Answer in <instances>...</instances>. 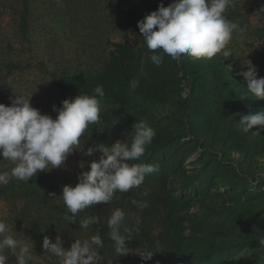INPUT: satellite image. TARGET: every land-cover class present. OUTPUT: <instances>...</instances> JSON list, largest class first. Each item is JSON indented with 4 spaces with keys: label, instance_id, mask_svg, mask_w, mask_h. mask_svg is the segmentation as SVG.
I'll return each mask as SVG.
<instances>
[{
    "label": "trees",
    "instance_id": "16d2710c",
    "mask_svg": "<svg viewBox=\"0 0 264 264\" xmlns=\"http://www.w3.org/2000/svg\"><path fill=\"white\" fill-rule=\"evenodd\" d=\"M28 3H22L23 35L28 28ZM160 3L118 0L113 16L123 35L137 37L138 21ZM150 55L144 48L115 42L99 68L53 76L51 85L66 98L93 94L97 86L103 87L100 121L85 137L90 146H107L109 138L130 141L135 121L146 120L155 137L133 163L153 164L157 171L138 188L116 193L110 204L84 210L77 223L65 218L67 209L53 172H37L28 182L11 177L0 184V199L14 206L21 202L15 221L27 222L35 238L46 236L43 224L49 221L52 239L59 235L64 244L78 233L83 218L97 215L106 223L112 208H120L127 213L126 225L139 229L133 231L124 255L134 258L135 264H228L249 248L264 252V130L257 125L244 133L238 127L249 107L264 110V99L247 93L246 81L233 68L234 56L179 60L165 56L157 67ZM17 68L9 66V70ZM256 68L258 78L264 77V54L259 55ZM241 95H247V101L240 100ZM196 153L199 156L188 174L184 164ZM134 200L147 207L141 210ZM86 230L90 237L99 231L105 264L124 257L115 252L106 224ZM36 249H41L39 242ZM144 249L156 251L151 260L142 261L137 252Z\"/></svg>",
    "mask_w": 264,
    "mask_h": 264
},
{
    "label": "clouds",
    "instance_id": "9594fccd",
    "mask_svg": "<svg viewBox=\"0 0 264 264\" xmlns=\"http://www.w3.org/2000/svg\"><path fill=\"white\" fill-rule=\"evenodd\" d=\"M230 6L231 0H172L167 7L161 2L156 11L147 14L137 25L151 53L150 61L159 67L165 56L172 60L184 56L212 59L218 54L225 59L231 57L232 51L227 46L234 33L242 29L226 15ZM244 64L247 71L238 74L246 81L247 93L256 99H264V77L258 78V69L250 61ZM30 97L15 95L10 106L0 103V160L10 162L13 165L11 177L24 182L35 177L38 171L62 167L74 150L83 149L81 137L88 138L90 128L100 121L105 91L102 86H97L93 94L79 93L75 98L64 99L61 107L53 106L57 113L55 118L32 107ZM239 99L247 101V95H241ZM257 125L264 130V110L252 111L249 107L247 114L241 115L238 127L248 133ZM131 132L130 141L128 138L124 142L117 140L111 146L95 143L83 153L93 156L99 152L100 156L90 162V170L78 174V183L74 187L64 185L62 188L59 197L67 209L65 218L69 223H77V216L91 206L110 204L116 193L138 188L148 174L158 170L153 164L133 163L145 154L155 137V130L141 119L135 121ZM253 134L258 135L259 131ZM80 167L83 169L84 165ZM8 182L9 174L0 173V184ZM133 204L141 210L147 207L146 203L135 200ZM126 218L124 210L115 208L106 223L97 215H89L79 221V226L88 229L94 224H106L107 236L113 242L115 252L124 256L129 252L127 242L133 231H139L127 226ZM139 223L137 217L136 224ZM8 231L6 222L0 220V264H8L10 253L14 254L16 264H27L30 248L20 246ZM63 243L59 235L54 241L44 236L42 247L45 252L60 258L62 264H100L98 249L103 247V241L98 230L90 239H76L67 249L62 247ZM155 252L144 249L137 253L142 261H148Z\"/></svg>",
    "mask_w": 264,
    "mask_h": 264
},
{
    "label": "rangeland",
    "instance_id": "374dc122",
    "mask_svg": "<svg viewBox=\"0 0 264 264\" xmlns=\"http://www.w3.org/2000/svg\"><path fill=\"white\" fill-rule=\"evenodd\" d=\"M28 1V28L23 35L20 30L23 0H0V103L6 106H10L15 95L26 98L31 96L32 107L55 118L57 113L53 111V106L61 107V102L66 97L51 85L53 76L63 73L82 74L99 68L115 42H127L135 48L149 51L142 33L129 38L123 35L119 22L113 16L118 9V0ZM159 1L165 7L172 2ZM226 15L242 29L234 33L227 46L234 56L233 68L238 72L247 71L244 63L248 61L256 67L259 55L264 54V0H231ZM11 65L18 68L9 70ZM81 139L84 141L82 150H74L62 167L48 170L54 173L59 196L64 185L74 187L78 183V174L82 170H90V162L98 160L100 156L99 152L93 156L84 155L91 144H87L84 136ZM117 140L119 139L109 138L107 146ZM81 164L84 165L83 169ZM12 167L10 162L0 160V173L7 172L9 179ZM22 206L20 201L14 206L0 199V220L6 222L8 234L13 235L20 246L30 248V254L26 256L27 264H62L60 258L45 252L42 247L44 237L35 238L27 222L15 221ZM51 226L49 221L43 224V232L50 239L53 237ZM88 234L86 229L79 228L78 233L69 238L70 243H63L62 247L69 248L76 239H90ZM38 242L40 250L36 249ZM134 262L135 259L128 256L120 260L116 256L114 262L110 259L106 264H135ZM8 264H16L14 254H9ZM100 264H105L102 255ZM228 264H264V252L255 247L249 248Z\"/></svg>",
    "mask_w": 264,
    "mask_h": 264
},
{
    "label": "built area",
    "instance_id": "2783aa9c",
    "mask_svg": "<svg viewBox=\"0 0 264 264\" xmlns=\"http://www.w3.org/2000/svg\"><path fill=\"white\" fill-rule=\"evenodd\" d=\"M199 153L193 154L184 164V169L188 174H190L193 170V164L196 162Z\"/></svg>",
    "mask_w": 264,
    "mask_h": 264
}]
</instances>
